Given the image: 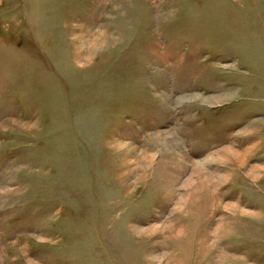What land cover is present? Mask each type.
<instances>
[{
    "label": "rangeland",
    "instance_id": "rangeland-1",
    "mask_svg": "<svg viewBox=\"0 0 264 264\" xmlns=\"http://www.w3.org/2000/svg\"><path fill=\"white\" fill-rule=\"evenodd\" d=\"M0 264H264V0H0Z\"/></svg>",
    "mask_w": 264,
    "mask_h": 264
}]
</instances>
